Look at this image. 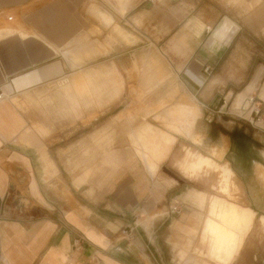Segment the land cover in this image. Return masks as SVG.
<instances>
[{
    "label": "crops",
    "instance_id": "crops-1",
    "mask_svg": "<svg viewBox=\"0 0 264 264\" xmlns=\"http://www.w3.org/2000/svg\"><path fill=\"white\" fill-rule=\"evenodd\" d=\"M150 50L180 84H158ZM133 63L143 84H100L103 65ZM90 74L95 83L85 84ZM123 90L178 94L114 100ZM0 92V264H223L218 241L242 217L251 226L228 264H264L250 236L257 221L264 231V150L246 173L233 143L249 132L216 110L229 97L246 111L254 95L264 123V0H0ZM86 98L122 109L95 117L87 133ZM117 116L134 126L111 134L114 145H94L106 161L89 182L82 158L54 157L84 155L85 140L113 133ZM53 123L67 130L38 134ZM197 139L204 156L215 147L232 155L235 172L228 193L213 185L207 210L206 194L192 190L199 180L179 169L191 151L183 157L181 144L199 148Z\"/></svg>",
    "mask_w": 264,
    "mask_h": 264
},
{
    "label": "rangeland",
    "instance_id": "rangeland-1",
    "mask_svg": "<svg viewBox=\"0 0 264 264\" xmlns=\"http://www.w3.org/2000/svg\"><path fill=\"white\" fill-rule=\"evenodd\" d=\"M145 60V59H143ZM149 63L152 64V70L153 73L156 74V79L158 81V84H180V80L177 77L176 74L172 73V74H168V71L171 70L170 65L167 63L166 61V66L164 68L163 64L161 62H158L157 59V53L153 50H150V56H149ZM143 67H141V64H137V63H133L131 65H121V66H116L114 64L110 65H103V69H102V74H101V83L100 84H143V80H142V76H141V70ZM168 69V70H167ZM172 72V71H171ZM94 79H93V75H87L86 76V80H85V84H94ZM97 84V83H96ZM104 86V85H103ZM109 86V85H108ZM93 92V91H90ZM102 92V91H101ZM103 92H105L103 90ZM102 92V93H103ZM177 91H165V92H159V91H143V90H128V91H120L118 96L114 98V100H120V99H124L125 98H134V99H141V98H150V99H157L160 96H167V98L172 99L177 97ZM108 98V96L103 95L102 99L103 102L105 101V99ZM112 100V99H110ZM227 101V100H226ZM235 101V100H234ZM93 99H87L86 98V116H87V121H86V132H90L91 130L94 129L95 125H98L99 122L96 123H91L90 121L93 120L95 117H98L100 114H102L101 116V120H105L109 115L111 114H117L118 111H120L122 108L121 107H113V108H109V107H105V106H101L98 108H94L92 107V103ZM224 104V106H222ZM241 103H234L233 99L228 97V101L227 103L224 101V97L222 100V104L219 106V108H216V110H220L223 113H218L219 115H227L230 116H239L237 117L239 120V122L244 124V127L246 128L247 132H249V135H247L246 137H236V139L238 140V142L233 143L234 148L233 151H237V156L235 157V161L236 158L238 157V162L242 163V168L245 170L246 173H249V165L248 162L252 161L253 158L257 157V152L259 150H264V133L259 131V128H263L264 127V123H255V120H253L251 118L250 113L244 108L243 111V107H240ZM245 105V103H243ZM151 109V108H150ZM154 111L153 113H157L159 110H163L164 107H154L152 108ZM242 109V110H241ZM96 110V111H95ZM110 110L109 113H107ZM243 111V112H241ZM235 116V117H236ZM123 118L121 116H117L115 118V121L112 123L113 128V133H109L108 130H106V132H103L101 134V136L98 139H94V138H87L85 140V144L83 145L86 149H85V154L84 155H80V156H76V155H55L54 157L57 158L59 161L61 159H64L65 162L70 163V165L73 164V162H75L76 158H82V163H81V167L83 168V171L85 174V182H89V179H92L94 177V168L97 169V172L101 173V170L103 171V164L106 161V156L105 155H98V154H93L92 151H94V145L100 146L101 148H104L105 146H110V145H114V143H116V139L115 138H111V134L115 135V132L117 131H121V132H128L131 131V127L134 126L133 123L131 122H123L122 121ZM140 124V123H139ZM39 126L37 131L38 134L45 137L46 135L50 134L51 132L54 131H60L63 129L67 130V126L68 124H63V123H53L50 124V129L45 127V124H42V126H40V124H38ZM138 125V124H136ZM71 127H73V124H70ZM72 129V128H71ZM264 130V129H263ZM255 132V134H254ZM220 134L218 132H214L213 135V139L215 143H221V137L219 136ZM237 135V134H235ZM54 144L53 146L59 147L62 145H68L73 143L74 141H76L75 139H57V140H53ZM120 141V140H118ZM194 142H197V144L199 145V148H195L192 146H189V144H187L186 142L182 143V151H183V157L186 155L188 150L194 151L196 153H201L200 150V140H193ZM39 143H41L43 146H46V140L45 138H42V140H38ZM234 142V141H232ZM226 145L229 146L228 142L224 143ZM50 145V144H49ZM104 150V149H103ZM263 153V152H262ZM214 156L218 162L220 163H225L228 162V159L230 157H232V155H226L223 154V150H219L217 147H215L213 150H211V156ZM182 157V158H183ZM264 163V158H262L261 160ZM177 164V163H176ZM238 164V163H237ZM245 164V165H244ZM230 165V164H229ZM97 167V168H96ZM177 167L179 168V163L177 165ZM180 169V168H179ZM264 172V169H262ZM182 172V171H181ZM261 172V173H262ZM60 173V172H58ZM103 173V172H102ZM71 175H76L77 172H70ZM182 174L184 176H186L183 172ZM235 176V175H234ZM262 176V175H261ZM187 178H189L188 176H186ZM199 181H197L198 186L194 187L192 190L194 193L197 192H201V193H205L206 194V203L204 205L203 208H205L206 206V210L210 201V195L216 194V190L214 189L213 185L217 184L218 181V175L216 176V174H209L207 176H202L200 178H197ZM263 181H264V177H262ZM235 180H237V177H235ZM247 190H251L252 191V186H247ZM262 195H263V199H264V185L262 186ZM243 194H245L244 192H241L240 190L237 191V201L239 202V204H241V200H243ZM195 195V194H194ZM243 202V201H242ZM243 205V204H241ZM262 212L261 214H264V202L262 203L261 206ZM256 233V236L260 239L261 242V246H264V231H262V229L259 226V221L256 222V228L254 230V232L250 235L253 236V234ZM247 238H249L247 236ZM248 241V239H247Z\"/></svg>",
    "mask_w": 264,
    "mask_h": 264
},
{
    "label": "bare ground",
    "instance_id": "bare-ground-1",
    "mask_svg": "<svg viewBox=\"0 0 264 264\" xmlns=\"http://www.w3.org/2000/svg\"><path fill=\"white\" fill-rule=\"evenodd\" d=\"M180 169L186 176L192 179L207 176L211 173L217 174L220 186L216 188L227 193L229 192V184L235 175L229 163H220L213 156H204L194 151H188L186 158L180 164ZM262 222L264 226V220ZM250 226L251 221L249 220L247 230Z\"/></svg>",
    "mask_w": 264,
    "mask_h": 264
},
{
    "label": "clouds",
    "instance_id": "clouds-1",
    "mask_svg": "<svg viewBox=\"0 0 264 264\" xmlns=\"http://www.w3.org/2000/svg\"><path fill=\"white\" fill-rule=\"evenodd\" d=\"M249 220L246 218H240L233 227L235 232L229 233L227 236H222L218 241V247L223 251V255L218 258L223 261V264H228V262L233 258L235 253L239 250L242 244L243 236L247 231Z\"/></svg>",
    "mask_w": 264,
    "mask_h": 264
},
{
    "label": "built area",
    "instance_id": "built-area-1",
    "mask_svg": "<svg viewBox=\"0 0 264 264\" xmlns=\"http://www.w3.org/2000/svg\"><path fill=\"white\" fill-rule=\"evenodd\" d=\"M9 19H12V17H9ZM4 92H0V102H2L5 99ZM248 104L247 111L250 113L251 118L255 120V123H261V116H262V106L259 102L258 98L254 95H250L247 100ZM181 211V206L179 204H175L171 208V213L178 214Z\"/></svg>",
    "mask_w": 264,
    "mask_h": 264
}]
</instances>
